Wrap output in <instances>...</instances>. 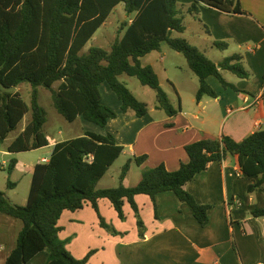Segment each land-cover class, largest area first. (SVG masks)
Instances as JSON below:
<instances>
[{
  "label": "trees",
  "instance_id": "obj_1",
  "mask_svg": "<svg viewBox=\"0 0 264 264\" xmlns=\"http://www.w3.org/2000/svg\"><path fill=\"white\" fill-rule=\"evenodd\" d=\"M200 4L229 15H249L240 0H192L187 9L179 0H0L1 142L5 143L31 113L25 129L7 146V152L16 155L50 146L45 132L48 114L40 104V88L51 92L55 109L66 121L73 123L83 118L106 128L118 115L103 102L100 88L104 85L119 98L123 114L140 118L149 114V105L138 100L120 81L124 75L135 77L155 91L158 109L169 117L177 116L181 101L178 109L175 108L156 71L141 62L147 55L161 52L163 45L182 54L198 78L197 102L206 96L217 98L207 81L210 77L216 78L224 88L240 92L223 73H232L243 80L251 78L242 55L216 63L183 37L185 14L202 23ZM120 5L133 17L123 23L111 48L92 46L86 51ZM203 26L208 32V27ZM213 47L225 51L229 45L216 41ZM22 84L32 88L30 106L17 91ZM123 152L124 147L118 145L112 134L87 131L57 143L49 162L33 168L26 205L16 204L6 192L0 191V215L23 224L16 247L5 264H28L42 252L48 257L46 264H87L93 253L83 260L72 256L60 238L59 221L65 212H77L91 205L102 227L118 235L100 215L101 200H108L121 220L126 219L125 204H130L139 219L138 225L145 227L135 198L148 196L156 208L158 196L172 192L180 203L190 206L198 223L206 227L210 207L198 204L186 186L212 163L228 157L236 159L241 177L254 180L248 193L264 189V129L240 142L223 135L220 139L208 138L190 144L186 147L189 162L182 163L179 170L171 172L160 164L144 171L133 187L124 185L132 163L142 166L147 156L128 160L118 187L97 188ZM17 164L16 159L11 160L9 174ZM14 186L8 182V188ZM252 215L262 218L264 209H255Z\"/></svg>",
  "mask_w": 264,
  "mask_h": 264
},
{
  "label": "crops",
  "instance_id": "obj_2",
  "mask_svg": "<svg viewBox=\"0 0 264 264\" xmlns=\"http://www.w3.org/2000/svg\"><path fill=\"white\" fill-rule=\"evenodd\" d=\"M254 1L258 3L260 12H256L255 6V11H248L249 15H229L204 4L198 5L202 22L200 25L208 27L207 32L203 26L210 39L212 38L204 39V42L210 44L212 49L214 42L224 39L236 41L234 36L238 34L240 44L252 43L247 46V53L243 56L249 70L254 68L253 62L264 49L261 46L263 40L260 39L261 35L264 36V0ZM179 2L186 5V9L192 4V0ZM242 4L244 5L243 1ZM132 17L133 15H129L130 19ZM241 27L250 28L248 38H244ZM231 31H235V35L230 34ZM153 53L160 55L144 57L141 59L142 64L145 65L146 58L151 63L145 66H151L156 71L160 62L163 71H167L166 54ZM261 76L263 84L258 89L252 90L244 82H240L238 85L234 84L240 92L233 90L232 93L226 91L216 78L210 77L207 81L217 93V98L206 96L200 102L196 100L199 80L193 79L191 85L194 96L191 102L194 107L185 109L181 105V112L175 117H169L161 110L165 115L156 118L153 111H160L157 106L150 108L149 114L141 118L131 113L124 115L121 102L115 103L114 109L118 117L108 123L107 133H98L91 127L83 133L90 131L101 135L112 134L118 145L124 147L122 155L128 156L127 161L133 160L132 157L135 159L147 156L138 169L140 176L143 170H152L160 164L174 172L179 170L182 163L189 162L186 147L190 144L208 138L220 139L223 135L240 142L255 131L264 129V67ZM172 83L181 96L178 85ZM102 88L103 86L100 88L103 96ZM107 94L111 95V92L108 91ZM63 135L60 130L57 136H48L50 146L46 148L51 150L50 156L57 143L70 140L62 139ZM133 164L135 163H132V167ZM253 182L252 178L241 177L236 159L228 157L222 162L212 163L186 186V190L198 204L210 207L209 224L206 227L198 223L189 205L180 203L174 193L165 192L158 196L156 208L148 196L140 195L135 198L141 216L147 210L153 213L149 223L144 221L145 227L150 224L153 229L143 233V236L138 234L120 238L113 235L102 227L100 217L93 207L86 205L82 210L62 215L59 221L60 238L65 242L66 249L78 260L93 253L87 264H264V230L258 225L260 219L252 215L255 209H264L258 206L264 189L248 193V187ZM128 206L131 208L126 203L124 211ZM99 211L106 223L116 231H126L124 227L120 229V218L108 200L99 201ZM22 228L23 224L19 220L0 215V264H5L15 249ZM81 240L87 244L78 246ZM47 260L46 253L42 252L28 264H46Z\"/></svg>",
  "mask_w": 264,
  "mask_h": 264
},
{
  "label": "rangeland",
  "instance_id": "obj_3",
  "mask_svg": "<svg viewBox=\"0 0 264 264\" xmlns=\"http://www.w3.org/2000/svg\"><path fill=\"white\" fill-rule=\"evenodd\" d=\"M238 1V0H236ZM241 1V0H240ZM244 2V5L242 4ZM242 8L246 12L255 11V6H257L256 12H260L258 9V3L254 0H242ZM181 3H184L180 1ZM183 5V4H181ZM264 5V1H263ZM252 10V11H251ZM263 11L261 10V14ZM130 20L129 14L125 11V7L120 5L114 11V13L110 16L106 24L97 32L94 36L93 40L87 45L86 51L92 46H98L109 50L111 45L114 43L116 38L119 36V31L123 25V23L128 22ZM184 24L186 26V32L183 37L188 40L190 45L196 47L200 52L204 53L207 57L211 58L213 61H223L224 58L233 56V55H242L245 56L247 53V46L252 43H247L246 45L240 44L238 40L240 38L239 34L236 36L235 31H231L230 34L235 35L234 40H222L220 42L226 43L229 45L228 49L225 51H220L217 49H212L211 45L204 42V39H210V36L205 32L203 26L197 22L192 15L185 14ZM244 29V30H243ZM243 31L244 38H248L250 35V28L241 27ZM177 36V34H175ZM212 39V38H211ZM210 39V40H211ZM260 39L263 40L264 46V36L261 35ZM262 49V48H261ZM166 54L167 60L165 61V68L167 71H163V65L159 62V67L157 66L156 72L160 78L161 87L168 94L172 104L175 108L178 109L179 102L181 101V105L184 106L185 109L190 107H194V104L191 102V99L194 96V91L192 90L191 81H198V78L194 75V73L190 70L187 60L182 54H179L173 50H171L167 45L162 46L161 55ZM149 55L159 56L158 53H153ZM149 55L146 58L150 57ZM145 58V59H146ZM145 65H150V60H145ZM254 68H251L250 72L252 73L251 78L247 80H243L237 78L234 74L224 72V77L232 82L235 85H238L240 82H244L245 86L250 89H258L261 84H263V77L261 76V72L264 67V49L256 57V60L253 62ZM162 67V68H161ZM120 81L125 83L127 87L133 92L138 100L144 102L149 105V108L154 109L157 105L156 93L154 90L150 89L142 85V83L135 77L122 76ZM175 82L182 95L179 96L174 87ZM107 85H104L102 88L103 93V102L106 106L112 108L114 111L116 108L115 103L119 104V98L115 93L107 88ZM20 93L25 102L30 106V96L32 92V88L29 84H22L20 87ZM239 90V88H237ZM226 91L230 93L233 92L230 88H225ZM108 91L111 92V95H108ZM40 104L46 110L48 114V123L45 126V132L47 136L55 137L57 136L60 130L63 131L64 135L62 139H72L76 138L82 134H84V130H89V127L97 130L98 133H107L109 129L99 128L95 126V124L84 120L83 118L77 120L76 122L70 123L66 121L55 109L52 100V94L48 90L44 88H40ZM116 112V111H115ZM154 116L159 118L160 116H164V112L153 111ZM125 115V114H124ZM31 118V113H29L25 120L21 123L20 127L17 131L12 133L9 139L2 143L0 140V191L6 192L9 198L19 205H26L28 201V196L30 192V187L32 183L33 176V168L40 164L42 159L49 158V152L51 151L48 148H42L30 152H23L20 154L12 155L7 151V146L18 137V135L25 129V124L28 119ZM96 127V128H95ZM115 126H113V130H115ZM103 131V132H102ZM6 147V148H5ZM12 159H16L18 164L12 174H9V166ZM128 156L122 155L110 168L106 176L100 181L97 188L105 189V188H115L120 185V174L122 172L123 166L127 162ZM134 160V157H132ZM131 167V171L128 173V177L126 182H124L125 186L133 187L138 181L140 176L139 167L141 166ZM146 171V170H145ZM144 170L142 171V173ZM141 173V175H142ZM16 184L13 188H8V182ZM264 193V192H263ZM259 208H264V194L259 197ZM105 212V211H104ZM106 214V212H105ZM129 214V215H128ZM125 220L119 221L121 228L123 227L126 231H118V236L120 238L124 236H128V238L132 236H136L141 233L150 232L153 227L148 224L147 227H140L138 225L139 219L137 218L135 212L128 206L125 210ZM140 217L142 221L150 222L153 217V213L150 210L144 211L142 216L140 213ZM260 222L258 225L260 229L264 230V218H259ZM125 232V233H124ZM128 232V233H127ZM125 238V237H124ZM79 240V239H78ZM86 240V239H85ZM87 243L83 240L79 241L78 246H84ZM77 248V247H76ZM226 248H224V252ZM39 261V260H37ZM38 263V262H37Z\"/></svg>",
  "mask_w": 264,
  "mask_h": 264
},
{
  "label": "built area",
  "instance_id": "obj_4",
  "mask_svg": "<svg viewBox=\"0 0 264 264\" xmlns=\"http://www.w3.org/2000/svg\"><path fill=\"white\" fill-rule=\"evenodd\" d=\"M42 162H43V163H48L49 160H48V159H43Z\"/></svg>",
  "mask_w": 264,
  "mask_h": 264
}]
</instances>
